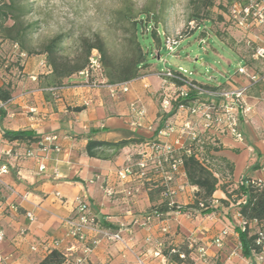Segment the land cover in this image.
I'll use <instances>...</instances> for the list:
<instances>
[{"label":"crops","instance_id":"crops-1","mask_svg":"<svg viewBox=\"0 0 264 264\" xmlns=\"http://www.w3.org/2000/svg\"><path fill=\"white\" fill-rule=\"evenodd\" d=\"M49 74V67L39 69L35 58L30 57L20 77L4 79L10 83L12 92L3 106L5 114L0 116V166H8L6 172L0 173V228L5 232L0 240V264H39L51 249L79 254V244L67 234L64 225V219L74 215L73 201L78 195H84L92 215L112 228L130 225L136 217L151 215L149 227L135 225L132 234L122 232L125 244L102 242L95 246L90 254L91 264H137L138 257L150 264L157 263L151 255L153 244L145 241L148 235L152 240L162 239L165 247L184 252L185 260L191 262L199 244L207 246L210 256L207 264L223 261L226 256L231 258V252L240 244L236 215L239 206L238 199H233L236 195L228 198L225 190L236 189L242 178L264 181V76L249 82L241 76L229 75L230 82L249 84L245 101L250 111L240 125L244 140L238 142L225 136L218 150L212 149L211 154L231 169L230 178L224 180L225 188L219 186L213 193L216 209L205 215L192 208L170 210L156 217L151 208L164 200L161 194L154 193L150 199L146 182L120 184L116 178L117 169L126 163L135 151L134 145L140 141L129 142L115 156H111V148H105V157L88 156L86 144L88 139L116 142L149 138L152 134L146 126L150 123L155 126L157 123L152 121L159 117L154 93L160 79L153 72L144 71L127 81L128 91L111 93L109 85L114 84L103 76L99 78L102 84L96 88L85 85V78L78 74L64 78L55 87L49 82ZM132 101L145 108L144 117L138 120L139 126L131 125L134 117L129 104ZM19 129H31L40 138L56 134L59 149L52 146L44 152L38 142L29 144L3 135V130ZM29 146L34 148L36 157L18 155ZM39 157L46 165L41 175L37 173ZM106 186H114L116 194L112 198L105 195ZM131 186L136 190L131 197H126L123 189ZM196 190V187L187 188L172 196V200L179 205L190 204ZM56 191L62 200L55 195ZM222 199L227 202L223 203ZM10 205H16V210L9 208ZM27 211L32 212L33 220L25 215ZM164 225L168 227L165 234L161 232ZM224 227L230 229L222 247L226 249L229 245L230 248L232 240H237L229 253L211 245V238ZM252 227V224L248 227L250 234ZM34 244H40L36 250L31 249ZM184 261L178 262L185 264ZM239 264H247L246 259L242 257Z\"/></svg>","mask_w":264,"mask_h":264},{"label":"built area","instance_id":"built-area-1","mask_svg":"<svg viewBox=\"0 0 264 264\" xmlns=\"http://www.w3.org/2000/svg\"><path fill=\"white\" fill-rule=\"evenodd\" d=\"M231 17L228 21L245 31L252 28L263 26L264 24V0H245L244 2H234L230 9ZM177 40L168 39L165 42L167 53H172L177 46ZM14 48H18L17 44H13ZM21 57L26 55L25 52H19ZM253 60L260 62V72L250 73L248 64L245 61L237 67L236 73L242 74L250 79V82L255 81L264 76V43L256 46L251 54ZM23 59V58H22ZM161 67L160 75L162 76L163 86L160 92V121L157 126L148 124L146 128L151 132V136L134 145L136 152L128 156L126 163L116 171V178L120 184H131L130 181L139 183H147L149 186H161L162 194H166L170 198L178 192L187 190V188H195L188 182L186 171L184 168V160L187 156L196 155L203 158V151L208 145L220 147L222 138L225 136L231 137L233 140L242 142L244 136L240 128L242 119L250 111V106L245 101L249 84H230L220 87V84L207 85L197 82L190 78V71H187L182 66L172 67L168 62L164 61ZM40 65L48 67L45 57L40 60ZM77 74L85 78V85L90 88H96L102 81L99 79L101 75V64L97 50H93L89 57L88 66ZM229 78V77H228ZM35 79V78H33ZM168 80L171 82L168 83ZM176 81L182 84H176ZM173 87V95L166 92L167 85ZM207 85V86H205ZM110 92L128 91V83H116L109 85ZM166 87V88H165ZM165 88V89H164ZM187 100L182 102L181 100ZM174 102L177 103L176 110L169 115ZM85 104H88L86 102ZM130 114L134 117L131 121L132 126H139V119L144 117L145 110L136 101L130 104ZM170 116V117H169ZM56 134H48L41 137L39 149L47 151L52 146L59 149L56 144ZM211 152H213L211 150ZM18 155L23 158L36 157V152L31 146L25 148ZM8 166L2 164L0 173L6 172ZM46 171V165L42 157L37 160V173L43 174ZM242 182V181H240ZM260 187L264 186L262 180H252ZM133 189V190H132ZM135 188L127 187L123 189L126 197H131ZM104 193L107 197L112 198L116 194L114 186L104 187ZM55 195L62 200L63 197L59 192ZM193 198V196H192ZM245 197L237 200L244 202ZM213 199L211 204L214 206ZM74 215L71 218L64 219V225L67 234L77 241L80 248V253L74 255L68 251H61L64 254L62 264H91L90 254L93 248L102 242H121L125 244L122 232L129 234L133 233V227H149L151 215H143L141 218H134L130 225L121 224L117 228H112L104 224V222L96 218L89 212V204L84 195H78L74 199ZM203 207V204L200 203ZM9 208L16 210V205H10ZM25 215L28 219L33 220L32 212L27 211ZM160 217L158 214H153ZM239 218L238 228L245 230L247 222L242 219L239 208L236 212ZM229 227L222 228L217 234L211 238V245L221 248L223 239L229 234ZM168 230L167 226L161 227V232L165 234ZM252 233L256 234L255 245L259 246V250L251 249V256L245 258L241 251V243L238 248L231 252L232 255L242 254L246 259L247 264H264V227H257ZM5 236V232L0 228V240ZM148 244H153L151 255L157 259L154 264H180L168 258L164 253V241L162 239L152 240L148 235L145 237ZM38 245L31 246L32 250H36ZM170 252H177L174 248ZM196 256L190 264H207L210 256L205 244H199L195 248ZM181 261L186 259L184 252H178ZM137 264H150L144 258L138 257Z\"/></svg>","mask_w":264,"mask_h":264},{"label":"rangeland","instance_id":"rangeland-1","mask_svg":"<svg viewBox=\"0 0 264 264\" xmlns=\"http://www.w3.org/2000/svg\"><path fill=\"white\" fill-rule=\"evenodd\" d=\"M239 1L245 0H33L31 11L26 16L27 21L34 22L27 45L39 50L50 37L65 33L68 34L66 51L73 52L80 37L99 34L106 41L108 48L117 50L130 35V22L123 16L127 6H131L133 12L143 8L151 9L156 13L160 34L165 42L168 39L178 41L177 46L173 47L176 48L174 52L170 54L162 51L156 59L149 56L150 64L142 69V72H153L160 79V86L154 93L159 117L152 121L156 122L157 126L162 114L160 92L163 91V82L159 74L163 67L162 62L166 61L175 68L182 66L191 72V79L207 85L220 84L219 88L229 85L228 83L238 85V81L230 82L231 77H228L231 74L249 79L235 72L242 63L240 55L247 59L245 62L250 73L260 70V62L253 60L251 54L256 46L264 43V24L244 32L228 21L232 4ZM192 16L194 19H191ZM152 48L154 53L159 50L157 44ZM43 56L45 57L42 53H33L21 57L19 48H14L9 40L3 41L0 46V81L20 77L23 74V66L30 57L35 58L39 69L44 68L40 65ZM169 82L171 81L168 80L167 84ZM166 87V92L173 95V87ZM141 106L145 110L144 106ZM146 139L148 138L139 141ZM202 154L206 156L205 151ZM215 165L211 166L217 169L218 162ZM135 187L137 188L136 185ZM193 199L194 195L191 201ZM197 213L200 211L197 210ZM236 243L237 240L234 239L230 248L226 245L228 249L222 247V250L229 253ZM241 258V253L232 255L231 258L226 256L223 261L218 260L214 264H239ZM184 262L189 264L191 261Z\"/></svg>","mask_w":264,"mask_h":264},{"label":"trees","instance_id":"trees-1","mask_svg":"<svg viewBox=\"0 0 264 264\" xmlns=\"http://www.w3.org/2000/svg\"><path fill=\"white\" fill-rule=\"evenodd\" d=\"M33 0H0V46L3 41L9 40L12 44H17L19 52H25L26 55L42 53L45 55V61L50 68L49 82L55 87L62 83V80L73 74H77L85 69L89 64L91 52L95 49L99 54L101 64V75L110 84L127 82L139 77L142 69L146 68L150 62L149 56L156 59V56L166 51L165 39L161 36L159 30V21L156 13L149 8L134 11L131 6H127L123 16L130 22L129 33L126 41L121 44L117 50L108 48L106 41L99 35L93 37H80L73 52H67L66 41L68 34L57 33L50 37L42 48L36 50L29 48L27 43L31 34L34 22L26 20L27 14L30 13V7ZM191 19H194L192 16ZM159 46V50L154 53L153 46ZM243 61L245 57L239 56ZM173 67V66H172ZM180 85L182 82L176 81ZM207 86V85H205ZM12 89L10 83H2L0 85V116L5 114L3 106L11 98ZM187 102V100H181ZM177 103L174 102L169 115L176 110ZM3 135L10 140H20L26 143L39 142L40 137L34 135L31 129L19 130H3ZM131 141L122 139L116 142H107L88 139L86 144V154L92 157H105V148H111L113 152L111 156H115ZM218 150V147L208 145L205 149L206 156L203 158L196 155L187 156L184 160V168L186 171L188 182L194 185L197 190L194 192V199L190 204L185 206L176 202L170 203V198L166 194H162L161 186H148L150 199L153 194H161L164 200L158 204H154L151 208L153 214L162 217L167 211L180 210L187 211L189 208L199 210L201 214H209L216 209L211 204L213 193L217 187L225 188L224 179H229L231 169L223 165L222 160L211 154V150ZM219 166L217 169L211 165ZM216 162V163H215ZM236 189L226 192L228 198L235 194V198L245 197V201L239 203V212L243 220L247 222V226L253 225V231L261 226L264 227V186L260 187L256 183L250 182L248 178H242ZM223 203L227 200L222 199ZM203 204V207L200 206ZM245 230L238 228V238L241 243V251L243 255H250L251 249L259 250V246L255 245L256 234L251 233L249 228ZM171 246L163 249L169 259L180 261L177 252H170ZM176 250V249H175ZM187 252V251H185ZM64 254L57 250L51 249L48 254L39 262V264H62Z\"/></svg>","mask_w":264,"mask_h":264},{"label":"water","instance_id":"water-1","mask_svg":"<svg viewBox=\"0 0 264 264\" xmlns=\"http://www.w3.org/2000/svg\"><path fill=\"white\" fill-rule=\"evenodd\" d=\"M201 46V44H199Z\"/></svg>","mask_w":264,"mask_h":264}]
</instances>
